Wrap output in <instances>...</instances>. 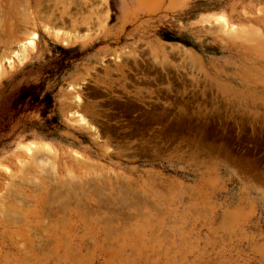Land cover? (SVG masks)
Here are the masks:
<instances>
[{"label": "rangeland", "instance_id": "obj_1", "mask_svg": "<svg viewBox=\"0 0 264 264\" xmlns=\"http://www.w3.org/2000/svg\"><path fill=\"white\" fill-rule=\"evenodd\" d=\"M0 264H264V0H0Z\"/></svg>", "mask_w": 264, "mask_h": 264}, {"label": "bare ground", "instance_id": "obj_2", "mask_svg": "<svg viewBox=\"0 0 264 264\" xmlns=\"http://www.w3.org/2000/svg\"><path fill=\"white\" fill-rule=\"evenodd\" d=\"M37 1V7L40 6V2L41 0H36ZM38 12H39V9H38ZM50 22V24H52L53 26H57L59 24H62V25H65V20L63 19V17L61 18H57L55 17V15H53L51 18H49L48 20ZM58 39V38H57ZM30 45H28L27 47H29ZM6 216H9V215H6ZM14 217V216H13ZM21 220V219H20Z\"/></svg>", "mask_w": 264, "mask_h": 264}]
</instances>
